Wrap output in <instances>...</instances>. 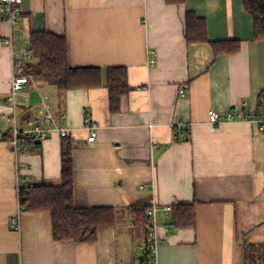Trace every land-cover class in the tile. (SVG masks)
Here are the masks:
<instances>
[{
	"label": "crops",
	"instance_id": "obj_1",
	"mask_svg": "<svg viewBox=\"0 0 264 264\" xmlns=\"http://www.w3.org/2000/svg\"><path fill=\"white\" fill-rule=\"evenodd\" d=\"M19 10L13 27L0 21V264H147L148 230L130 209L152 206L157 264H264V132L207 118L240 108L264 119V40L241 0H21ZM186 13L205 21L209 42L234 41L238 51L187 44ZM32 32L64 37L69 67L100 71L96 88L58 91L29 78L16 97L21 129L41 123L43 97L63 113L74 207L114 210L116 225L91 243L55 240L45 212L21 210L20 232L9 227L17 183L61 184V137L51 133L16 159L2 119L11 113L12 53L23 58ZM110 68L125 69L127 85L112 111ZM85 118L98 127L92 143ZM185 204H194L195 226L177 229L161 208Z\"/></svg>",
	"mask_w": 264,
	"mask_h": 264
},
{
	"label": "trees",
	"instance_id": "obj_2",
	"mask_svg": "<svg viewBox=\"0 0 264 264\" xmlns=\"http://www.w3.org/2000/svg\"><path fill=\"white\" fill-rule=\"evenodd\" d=\"M167 4L180 5L184 0H165ZM242 8L253 19L254 37L264 40V0H241ZM203 19L192 13L185 15V41L187 44H209L215 55L235 54L239 45L234 41L209 42ZM28 51L32 59L24 63V74L41 79L58 91L91 89L100 86V71L96 68H71L68 65L67 44L64 37L45 32H32ZM107 90L111 111L117 110L121 97L127 91L126 71L110 68L107 71ZM38 145V144H36ZM34 146V145H27ZM72 142L62 139L60 150L61 184L58 187L34 183L28 190L20 191L19 205L25 212H45L51 216L53 238L76 243H91L101 229L115 224L114 210L110 208L79 209L73 205L71 153ZM130 209V215L147 230L144 215L148 207ZM171 225L177 229L195 226L194 204L171 208ZM148 248V246H147Z\"/></svg>",
	"mask_w": 264,
	"mask_h": 264
},
{
	"label": "built area",
	"instance_id": "obj_3",
	"mask_svg": "<svg viewBox=\"0 0 264 264\" xmlns=\"http://www.w3.org/2000/svg\"><path fill=\"white\" fill-rule=\"evenodd\" d=\"M21 0H0V21L4 24H7L10 27L16 25L20 18L21 12L19 10V5ZM5 44L9 47H12V39L8 37L5 40ZM20 58L14 52L12 53L13 64H12V74L10 79V95L7 99V102L11 107L10 115L3 116L2 119L7 123L10 132L9 144L12 148V154L17 159L27 151V145H36L43 142L49 134L57 133L61 139H68L69 132L66 128H63L59 125V120L63 118V113L58 111H53L48 103V98L43 97L41 105L43 108V113L40 118L41 123L39 125H30V127L21 129L19 126L18 118L16 115V97L21 94L24 87L28 83L29 77L24 74V63L32 59L31 53L29 51H23L20 53ZM24 59V60H23ZM153 64V61L150 62ZM179 95L183 97L184 91L180 89ZM24 101H28V97L23 95ZM208 123L211 126L216 127L222 123H231V122H246L251 126H257L259 130L264 132V119L258 117L255 114L245 115L240 108H235L224 115L210 110L207 113ZM84 128L88 132L87 141L92 143L96 139L97 128L96 124L89 118H85L83 122ZM177 133L184 134L183 127L180 125L177 127ZM34 183L29 180H26L22 185L17 183L16 193L18 200V210L16 215L11 219L9 227L12 231L18 233L20 232V219L19 213L21 207L19 205L20 191L22 189L28 190L33 187ZM140 209V208H138ZM160 210L157 207L152 206L148 207L145 212V218L147 223L148 237L150 239L146 260L147 264H157L156 262V249L159 245V238L157 237V223L156 215ZM171 211V208L164 207L161 208V212L167 214ZM132 222H136V217H131Z\"/></svg>",
	"mask_w": 264,
	"mask_h": 264
},
{
	"label": "rangeland",
	"instance_id": "obj_4",
	"mask_svg": "<svg viewBox=\"0 0 264 264\" xmlns=\"http://www.w3.org/2000/svg\"><path fill=\"white\" fill-rule=\"evenodd\" d=\"M2 125H3V122H1V120H0V128H1Z\"/></svg>",
	"mask_w": 264,
	"mask_h": 264
},
{
	"label": "water",
	"instance_id": "obj_5",
	"mask_svg": "<svg viewBox=\"0 0 264 264\" xmlns=\"http://www.w3.org/2000/svg\"><path fill=\"white\" fill-rule=\"evenodd\" d=\"M139 259H140V262H142L143 259L142 258H139Z\"/></svg>",
	"mask_w": 264,
	"mask_h": 264
}]
</instances>
